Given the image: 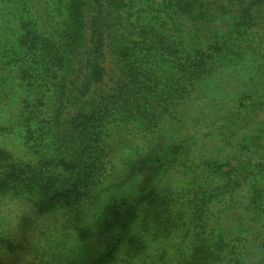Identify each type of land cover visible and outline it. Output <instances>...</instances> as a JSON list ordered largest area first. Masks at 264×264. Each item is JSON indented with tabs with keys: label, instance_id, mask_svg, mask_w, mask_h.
Masks as SVG:
<instances>
[{
	"label": "trees",
	"instance_id": "trees-1",
	"mask_svg": "<svg viewBox=\"0 0 264 264\" xmlns=\"http://www.w3.org/2000/svg\"><path fill=\"white\" fill-rule=\"evenodd\" d=\"M0 197L57 264H264V0H0Z\"/></svg>",
	"mask_w": 264,
	"mask_h": 264
},
{
	"label": "rangeland",
	"instance_id": "rangeland-1",
	"mask_svg": "<svg viewBox=\"0 0 264 264\" xmlns=\"http://www.w3.org/2000/svg\"><path fill=\"white\" fill-rule=\"evenodd\" d=\"M51 231L44 216H38L22 202L0 197V233L14 244L12 249L0 245V264H57L72 253L75 245L68 242L58 250L49 241L45 244Z\"/></svg>",
	"mask_w": 264,
	"mask_h": 264
}]
</instances>
